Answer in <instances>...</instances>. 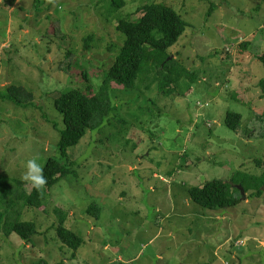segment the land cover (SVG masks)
I'll list each match as a JSON object with an SVG mask.
<instances>
[{
  "label": "rangeland",
  "instance_id": "rangeland-1",
  "mask_svg": "<svg viewBox=\"0 0 264 264\" xmlns=\"http://www.w3.org/2000/svg\"><path fill=\"white\" fill-rule=\"evenodd\" d=\"M114 2L124 6L112 13ZM153 3L189 23L169 53L194 79L168 95L158 81L112 85L116 110L69 151L77 175L54 186L43 208H20L37 224L31 241L0 231V264H264V193H237L241 202L220 210L188 193L263 172L264 0H0V173L32 189L25 162L43 169L60 153L55 99L88 83L98 91L124 44L118 20L135 21ZM9 85L24 88L22 104L5 96ZM228 112L243 116L239 131L226 125ZM57 209L80 248L58 239Z\"/></svg>",
  "mask_w": 264,
  "mask_h": 264
},
{
  "label": "trees",
  "instance_id": "trees-1",
  "mask_svg": "<svg viewBox=\"0 0 264 264\" xmlns=\"http://www.w3.org/2000/svg\"><path fill=\"white\" fill-rule=\"evenodd\" d=\"M123 3L111 5V12H116ZM142 16L135 21L125 18L118 20L117 30L124 36V44L120 54L105 75L98 91H94L90 83L87 90L71 89L55 99L56 109L63 115L65 129L61 132L59 141V156L49 158L43 167L45 185L40 189L32 187L26 190L25 182L9 178L0 173V231L6 235L16 234L24 241H31L38 232L37 224L33 221H22L20 208H43L48 192L63 179L77 175L74 164L69 161V151L78 146L89 131L102 127L110 115L116 110L113 104V86L117 85L125 91L137 90V84L148 81L147 88L158 81V88L166 95L175 92L180 79L186 77L193 80L192 74L186 66L180 64L169 53L179 39L184 35L189 23L172 7L162 3L145 4ZM93 36L85 39L86 48L89 47ZM242 49H249L250 44L240 43ZM68 58L70 53H67ZM171 57V58H170ZM264 65V53L259 57ZM154 76L153 78H151ZM83 78L88 81L87 76ZM172 85H174L173 88ZM264 92V81H260ZM24 88L9 85L5 96L22 104L19 96ZM26 100V99H25ZM27 101V100H26ZM26 107V106H25ZM243 116L239 113L228 112L226 125L235 131L242 127ZM262 168V163H257ZM238 186H241L239 188ZM252 191L251 197H262L264 193V168L260 175H249L237 171L230 181L215 179L205 183L202 187L195 186L189 189L191 200L204 209L220 210L236 206L243 194ZM102 207L92 203L88 213L100 219ZM60 223L56 228L57 237L64 245L71 249L80 248L83 240L78 234L65 226V213L56 210ZM24 220V219H23ZM237 245H244V243ZM211 264V263H206Z\"/></svg>",
  "mask_w": 264,
  "mask_h": 264
},
{
  "label": "clouds",
  "instance_id": "clouds-1",
  "mask_svg": "<svg viewBox=\"0 0 264 264\" xmlns=\"http://www.w3.org/2000/svg\"><path fill=\"white\" fill-rule=\"evenodd\" d=\"M24 168L26 171L22 175L23 180L30 182L37 189L45 185L46 179L42 167L37 163V158L28 159L24 164Z\"/></svg>",
  "mask_w": 264,
  "mask_h": 264
},
{
  "label": "water",
  "instance_id": "water-1",
  "mask_svg": "<svg viewBox=\"0 0 264 264\" xmlns=\"http://www.w3.org/2000/svg\"><path fill=\"white\" fill-rule=\"evenodd\" d=\"M243 194L245 193L244 190H242Z\"/></svg>",
  "mask_w": 264,
  "mask_h": 264
}]
</instances>
